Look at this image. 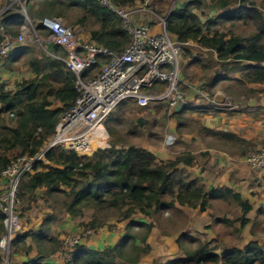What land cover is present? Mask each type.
<instances>
[{
    "label": "trees",
    "instance_id": "1",
    "mask_svg": "<svg viewBox=\"0 0 264 264\" xmlns=\"http://www.w3.org/2000/svg\"><path fill=\"white\" fill-rule=\"evenodd\" d=\"M144 1L113 0V3L132 7ZM158 1L152 0V6ZM170 1L163 0L167 7ZM207 1L189 0L182 7L172 9L168 30L184 44L187 53L192 52L191 42L198 43L200 48H212L218 54V64L226 71L242 69L243 76L250 82L264 83V0ZM206 7L219 10L220 14L204 21L199 11L205 14ZM26 8L36 29L45 36L51 32L43 20L62 17L75 32L76 26H83L92 34V40L111 50H125L132 41L122 18L99 0H28ZM20 9L21 4L16 2L14 8L0 17V23L13 36L19 35L26 24ZM3 38L0 31V44ZM49 47L52 48L46 52L42 50L39 55L30 43L17 45V56L5 59L7 66L23 62L33 75L18 81L13 89L0 84V194L6 189L3 170L19 155L39 152L54 134L61 115L79 95L74 85V72L56 57L67 55V51L60 45L50 44ZM248 60L255 63L242 65ZM108 61L109 57L99 55L97 62L84 71V77L97 76ZM231 64L235 66L229 69ZM205 85L210 90V84ZM156 88L163 89V86ZM126 103L129 102H122L108 117L110 129L120 133L118 141L111 136L110 146L85 157L62 147L53 148L48 152L52 164L47 166L40 161L24 177L18 205L22 229L13 240L15 260L18 262L19 256L24 254L28 259L20 264H57L52 256L62 255L67 248L64 236L53 234L54 225L64 214L81 218L91 211L89 219L80 223L83 229L97 231L105 226L114 228L116 222H126L124 235L118 243L103 248L80 242L74 248L73 259L64 264H138L142 255L151 251L150 236L155 226L164 235L183 230L177 238L182 254L151 264H264V242L219 251L220 245L212 246L210 241L185 230L191 223L185 207L206 211L212 206L213 196L206 197L205 181L190 169L196 162L206 159L209 152L196 154L185 150L165 158L131 142L123 135L121 126L118 127L123 116L118 113L119 107ZM152 108L163 111L168 106L159 104L145 109ZM191 109L183 105L170 115L167 110L164 114L166 119L177 118L178 128H183ZM138 121L141 127L149 120L139 118ZM204 128L220 139L236 137L235 133ZM246 152L244 150L243 154ZM39 189L45 191L40 200L44 211L39 226L35 227L33 220L27 218V211L33 208ZM214 196L231 199L230 203L242 206L244 214L252 209L248 200L230 188H218ZM139 214L142 216L137 217ZM240 219L243 226L250 222L245 215ZM218 220L229 226L234 222L227 217ZM5 232L4 215L0 212V238ZM30 253H35L36 257L30 258Z\"/></svg>",
    "mask_w": 264,
    "mask_h": 264
},
{
    "label": "built area",
    "instance_id": "2",
    "mask_svg": "<svg viewBox=\"0 0 264 264\" xmlns=\"http://www.w3.org/2000/svg\"><path fill=\"white\" fill-rule=\"evenodd\" d=\"M99 1L122 18L124 27L132 35V41L125 50L115 51L95 42L81 41L62 17L45 18L42 22L51 32L47 44L60 45L67 51V55L57 57L74 72V85L79 95L74 104L61 115L49 142L35 154L19 155L2 172L6 183V189L0 194V212L4 215L6 227V232L0 238L2 264H19L14 258L13 240L22 229L18 213L21 183L40 161L47 166L52 164L48 157L51 149L62 147L85 157L99 148L108 147L110 135L105 121L126 100H135L140 107L146 108L166 104L171 110L189 102L184 87L189 83L181 70L184 44L174 39L168 30V16L172 9L158 14L152 6V0H145L141 6L136 7L117 6L113 0ZM14 2L21 4L20 10L26 16L27 25L19 35L13 36L0 23V31L4 35L0 56H8L17 45L28 44L26 28L32 23L26 10L27 0ZM9 10L11 7H4L0 17ZM136 12L150 14L152 20L153 17L158 19L159 30L153 31L151 22L136 23L133 18ZM36 40L42 43L39 35ZM99 55L109 57V61L103 64L97 76L86 79L84 71L97 62ZM161 82H165L163 89L156 88ZM193 88L201 97L200 106H207L211 111L235 110L240 107L232 99L219 101L205 85H195ZM176 139L174 133H168L165 142L172 146ZM246 160L259 175L264 174V148L250 152ZM91 232L89 229L85 234ZM64 242L67 250L62 254L63 258L71 261L75 246L81 242V235H69Z\"/></svg>",
    "mask_w": 264,
    "mask_h": 264
},
{
    "label": "crops",
    "instance_id": "3",
    "mask_svg": "<svg viewBox=\"0 0 264 264\" xmlns=\"http://www.w3.org/2000/svg\"><path fill=\"white\" fill-rule=\"evenodd\" d=\"M187 1L189 0H172V4L170 1L171 6L167 7L163 0H159L156 8L159 12H166L169 9L182 7V5ZM7 2L8 0H0V7L4 6ZM207 2L210 3L209 0ZM142 4L143 2H137L134 6H141ZM14 7L15 2L13 1L11 9ZM199 14L203 17L204 21H207L217 17L220 14V11L216 9L212 10V8L209 7L207 8L205 14L200 11ZM134 15H136V18L138 17L139 23L151 22V24H153V31L159 30V21L158 19H155V17H153L152 20V16H148L147 13L141 14L136 12ZM40 21L41 20H39V22ZM77 29H85V32L79 31L78 33V31H76V35L81 41L97 43L96 41L92 40V34L85 27L78 25L76 26V30ZM172 36L174 39L179 41L174 34H172ZM190 45L193 46L192 52L187 53V51H184L183 54V75L189 83L187 87V98L189 99V102L184 105L192 107V109L187 112L189 113L188 119L193 121L201 120L207 128L214 129L215 131H227L237 135H241L239 133L240 131L244 134L249 133V135L246 136L249 138V140H251L249 146L253 147L255 144V142L253 143L254 140H258L256 145H264V106H260L264 105V83L250 82L245 76H243L242 69L226 71L220 64H218L219 57L216 50L212 48H200V45L196 42H191ZM49 48L52 47H48V49ZM17 54L18 48L15 47L8 56H11L13 59L17 56ZM6 57L7 56H0V84L4 83L8 89H13L18 81L30 78L33 75V72L28 67L24 70L17 71L14 69V65L16 63L12 64V66H7V64H5L8 63V61L5 60ZM252 63L255 62L248 60L242 62V65ZM205 65H208V67H204ZM233 66L235 65H229V69H232ZM205 83L210 84V90L214 95L219 96L225 93V95L227 94L230 96L232 100L241 101L242 105H244L246 108V111H249V115L234 114L229 116V113H226V111H228L226 109L211 111L203 106L200 107V103L202 102L201 97L193 88V86ZM161 84H159L157 87H164L165 82H162ZM191 85L192 87H190ZM243 98L245 99L243 100ZM128 102H130V100ZM133 102L135 103V101ZM181 107H183V105L174 110L177 111ZM172 113H174L173 110L170 111L169 115ZM167 119L171 123L172 128L169 132H175L174 128L178 126L177 118L168 117ZM240 124L244 126V129L240 127ZM198 137L201 139L203 138L197 131L193 133L185 132L182 134V139L185 140L189 146L194 144L193 141ZM220 140L223 141L225 139L222 138ZM198 143V147L192 149L191 151L196 154H201L204 152L209 153L206 159L196 162L193 166H190V169L195 173L196 176L203 178L207 187L206 197L213 196L211 198L213 201L212 206L208 207L206 211H201L200 208L185 207L184 209L190 215L191 221L194 220V214L198 212H203L208 215L210 214V217L213 220L216 219L217 221L219 217H227L231 219V221H234V230L237 232L239 231L241 234V243L234 246L243 248L251 242H258L262 244L264 242V237L258 235L255 236L254 234L252 235L250 232L252 226H254L257 221L259 224L262 223L264 226V180H258L259 173L251 165V163L246 160L248 152L245 154H239V152L231 154L226 150L216 149L210 145H206L205 141L204 144H202L203 142H200V139L198 140ZM166 145L167 144L165 141L163 144H161V146L168 152H171L172 155L168 154L167 152L164 154L161 153V151H157L156 147L158 145L156 144H150L149 147L142 146L144 148H150L154 150L159 156L165 158H170L180 151L190 150L188 148H183L180 151H173L168 149L169 147ZM1 182L2 184L4 183L3 181ZM218 188H230L235 193H239L242 199L248 200L252 204V209L247 214H244L242 206L236 202L230 203L229 200L231 201V199L226 200L214 196V191ZM44 192L45 191L43 189L36 191V197L33 204L34 206L32 208L33 216H30L28 213V215L33 220V225H35V227L39 226L43 217L44 209L40 200L44 195ZM214 207H216L217 211L213 210ZM231 208L233 211H236V214H234L235 217H230V214L227 212ZM87 212L88 215L81 218H73L69 214L62 215L61 219L57 221L53 227V234L63 237L65 233L70 231L83 232L85 229L82 228L80 223L86 222L89 219V214L91 211ZM243 215L250 219V222L244 226L242 220L240 219L241 216L243 217ZM140 216L142 215L139 214L137 217ZM147 217L149 220L151 219V217ZM113 222L115 223V221ZM212 222L213 221L210 222L209 219V222L207 221V223H205L203 226L204 228L206 226L205 232H212V230H210V224H212ZM191 223L185 228V230L191 229V227H189L191 226ZM125 225L126 222H116L114 228L105 226L97 231H94L90 237L84 238L81 243H85L86 245L94 248L112 246L118 243L121 237L124 235L126 231ZM249 228L250 235H248L249 233H246V230ZM182 232L183 230L174 234L164 235L158 226H155L150 236L151 251L147 254H143L138 264H151L153 262H162L179 257L182 252L179 249L177 238ZM252 233L254 232L252 231ZM191 234L201 237L200 235L192 233V231ZM234 246H219V251L232 248ZM29 257L34 258L36 257V254L30 253ZM26 259H28V256L21 254L17 260L20 264ZM52 260L57 264H64L65 262L60 253L52 256Z\"/></svg>",
    "mask_w": 264,
    "mask_h": 264
},
{
    "label": "rangeland",
    "instance_id": "4",
    "mask_svg": "<svg viewBox=\"0 0 264 264\" xmlns=\"http://www.w3.org/2000/svg\"><path fill=\"white\" fill-rule=\"evenodd\" d=\"M13 1L14 0H8V2L4 6L0 7V11L4 7L10 8ZM168 1L169 0H167V2ZM171 4H172V0H171ZM171 4L168 7H170ZM153 8L156 10V12L158 14H164L165 13V12H159L155 5L153 6ZM147 15L150 16V14H147ZM140 16H142V15H140ZM133 18H134L136 23H139L138 17L136 18V15H133ZM76 31H78V33H79V31L85 32V29L84 30L77 29ZM26 34H27L26 37H28V43L33 45L35 51L39 55L42 53L41 52L42 50H44L45 52L47 51V39H48V37L45 35H42V32H40L38 29H36L35 25L33 23L26 28ZM37 35H39L42 38V43H40L38 40H36ZM183 56H182V61H181L182 73H183V69H184V67H183ZM26 68H27V66H25V64L23 62H20V63H17L14 65V69H16L17 71L24 70ZM186 90H187V88H186ZM216 98L219 101H221V100L228 101V100L232 99L227 94L225 95V93H223L222 95L216 96ZM225 99H228V100H225ZM244 99L245 98H243V100ZM127 101H129V100H127ZM234 103H237L240 107H239V109H235L233 111H231V110L226 111V113H229V116H232L234 114H236V115H241V114L249 115V111H246V108L244 107V105H242L241 101L235 100ZM260 106H264V105H260ZM203 107L208 109L207 106H203ZM119 108H118L119 109L118 113H120V112L123 113V116H122V121L119 122L118 127L121 126V129L123 130V135L126 136V139L131 140V142H134L136 144H142L145 147H149L150 144H154V145L156 144V145H158L156 147L157 151H161V153H164V154L167 152L168 154L172 155L171 152H168L167 150H165L161 146V144L164 143L168 133H174L177 137L175 144H173L172 146L166 145L167 147H169L168 149L173 150V151H176V150L180 151L183 148H188L190 150L195 149L198 147V144H199L198 140L199 139H200V142H203L202 144H204V141H205L206 145H210L211 147L216 148V149L226 150V151L230 152L231 154L235 153V152H239V154H243L244 150H248L247 152L249 154L250 152L258 151V150L264 148V145H256L258 143V140L253 141V143L255 142L253 147L249 146L251 140H249V138L246 137L249 135V133H246L247 134L246 135L243 132H242L243 133L242 134L241 131L239 132L241 135L235 134L236 137L234 139L228 140L227 138H225V140L222 141V140H220V138L218 136L211 134L209 131H207L206 128H204L206 126L203 124V122L201 120L200 121H193V120L188 119L187 124L183 128H180V127L178 128V126H177L176 128H174L175 132H169L170 129H172L171 123L168 121V119H166L167 116H165V114H164L165 110H167L168 113H170V111H172L171 109H169V107L165 108L163 111L160 108L143 109V108L138 106L136 101H135V103L133 101H130L129 103H126ZM173 112H175L174 109H173ZM187 115H189V113H187ZM139 118H147L149 121L145 126L139 127V125H138V123H139L138 119ZM178 124H179V121H178ZM112 125H113V127L115 126L114 123ZM105 126L107 127V130L110 134L109 142L111 140V136H112L113 140L118 141V139H119L118 137H120V133L118 131H114V130L110 129L109 123H108V118L105 121ZM240 127L242 129H244L243 128L244 126L241 124H240ZM199 129L200 130L205 129V131L203 130L200 132ZM136 130H137V132H135ZM180 131H183V132H180ZM195 131L199 132V134L203 138L201 139L198 137L197 139H195L193 141L194 144L189 146L187 144V142L182 139V134L185 132L193 133ZM258 176H259L258 180H260V179L262 181L264 180V174L258 175ZM213 210L217 211L216 207H214ZM227 212L230 214V217H235L234 214H236V211H233L232 208L230 210H228ZM28 213L30 216H33L32 209L27 211V218L30 217L28 215ZM166 214L169 215L170 211L167 212ZM205 215H207V216H205ZM193 218H194V220L191 221L192 222L191 226H189V227H191V229H189V230L192 231V233L200 235L202 240L210 241L212 246H214L215 244H218L220 246H234V245L240 244L241 243L240 241H242L241 236H240L241 234L239 233V231L237 232L234 230L235 226L233 224L231 226H229L225 222H223L222 220H218V221L216 219L213 220L210 217V214L208 215V214L203 213V212H200V213L198 212V213L194 214ZM20 219H22V218L20 217ZM23 219L25 220V218H23ZM209 219H210V222L213 221L212 224H210L211 225L210 230H212V232L207 233V232H205L206 226H205V228L203 226L205 225V223H207V221L209 222ZM86 231L87 230L85 229L83 232H76V231L67 232L64 235V239L67 238L69 235L75 236V235L80 234L81 235V241H82L84 238L90 237V235L94 232L92 230L91 233L85 234ZM249 231H250V228L246 230V233L248 234ZM252 231L254 233H252ZM250 233L252 235L254 234L255 236L258 235V236L264 237V226L262 225V223L259 224V222L257 221V223L254 224V226H252ZM250 233L248 235H250ZM229 239H231V240H229ZM63 260L65 262H67L64 258H63Z\"/></svg>",
    "mask_w": 264,
    "mask_h": 264
},
{
    "label": "clouds",
    "instance_id": "5",
    "mask_svg": "<svg viewBox=\"0 0 264 264\" xmlns=\"http://www.w3.org/2000/svg\"><path fill=\"white\" fill-rule=\"evenodd\" d=\"M27 2H28V0H27ZM27 2H26V4H27ZM15 3H16V2H15ZM26 10H27V8H26ZM167 11H168V10H167ZM27 13H28V12H27ZM23 14H24V13H23ZM28 15H29V14H28ZM29 17H30V15H29ZM47 18H48V17H47ZM30 19H31V17H30ZM25 20H26V24H25L24 26L27 25V19H26V16H25ZM31 23H33L32 20H31ZM33 24H34V23H33ZM34 25H35V24H34ZM24 26H23V27H24ZM35 28H36V26H35ZM22 29H23V28H22ZM50 35H51V33H50ZM50 35H49V36H50ZM49 36H47V37H49ZM97 44H98V43H97ZM49 45H50V44H47V49H48ZM51 45H52V44H51ZM184 49H185V48H184ZM12 50H13V49H12ZM12 50H11V51H12ZM11 51H10V52H11ZM184 51H185V50H184ZM9 54H10V53H9ZM57 56H59V55H56V57H57ZM200 85H205V84H200ZM205 86H206V85H205ZM185 88H186V87H185ZM211 92H212V91H211ZM126 101H127V100H126ZM130 101H135V100H130ZM138 106H139V105H138ZM139 107H140V106H139ZM200 107H202V106H200ZM141 108H146V107H141ZM213 111H215V110H213ZM109 135H110V134H109ZM109 144H110V142H109ZM109 146H110V145H109Z\"/></svg>",
    "mask_w": 264,
    "mask_h": 264
}]
</instances>
